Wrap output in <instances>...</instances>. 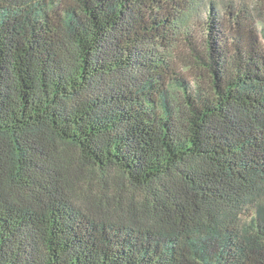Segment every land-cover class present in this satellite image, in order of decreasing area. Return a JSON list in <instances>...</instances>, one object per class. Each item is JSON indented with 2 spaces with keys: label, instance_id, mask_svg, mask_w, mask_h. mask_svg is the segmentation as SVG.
I'll return each mask as SVG.
<instances>
[{
  "label": "trees",
  "instance_id": "1",
  "mask_svg": "<svg viewBox=\"0 0 264 264\" xmlns=\"http://www.w3.org/2000/svg\"><path fill=\"white\" fill-rule=\"evenodd\" d=\"M216 2L0 0V264H264V15Z\"/></svg>",
  "mask_w": 264,
  "mask_h": 264
},
{
  "label": "rangeland",
  "instance_id": "2",
  "mask_svg": "<svg viewBox=\"0 0 264 264\" xmlns=\"http://www.w3.org/2000/svg\"><path fill=\"white\" fill-rule=\"evenodd\" d=\"M215 1H217L216 2L217 3V6H219L218 4L219 3H222V2H224V3H226V2L230 3V0H215ZM253 1L255 2V4H257L258 6H260V8L262 10V13L264 15V0H253ZM203 10H205V9L203 8ZM202 29H203V21L201 19V23L200 24L197 23V26L195 27V30H197L199 32V31H202ZM182 56L183 55L180 54V58H182L184 60V58ZM178 62H179V60H178Z\"/></svg>",
  "mask_w": 264,
  "mask_h": 264
}]
</instances>
